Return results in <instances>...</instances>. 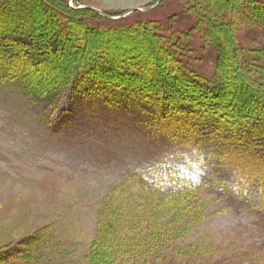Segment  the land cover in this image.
Returning a JSON list of instances; mask_svg holds the SVG:
<instances>
[{
    "label": "trees",
    "instance_id": "obj_1",
    "mask_svg": "<svg viewBox=\"0 0 264 264\" xmlns=\"http://www.w3.org/2000/svg\"><path fill=\"white\" fill-rule=\"evenodd\" d=\"M68 1L0 0V86L19 91L49 112L56 111L67 95L73 96L72 102L100 105L110 111L136 109L143 116L149 111L157 121L172 119L171 123L189 140L183 146L189 152V167H170L164 158L153 160L145 166L150 179L142 172H133L128 180L113 187L107 198L121 201L102 206L96 239L100 245H94L90 264H122L124 255L138 264L140 255L135 252L144 245H157L162 232L180 223L184 228L198 226L204 215L198 211L203 192L227 193L264 215V47L243 46L236 36L239 30L233 29L236 23H232L239 5L246 28H264V0L234 1L226 39L222 21L228 19L227 12L214 5L216 12L209 6L202 12L207 11L219 22L213 17V23H209L208 15L202 14L200 19L207 23L178 33L155 22L114 20V26L92 27L73 15L96 13L69 8ZM27 4L36 6L39 12L28 13ZM43 7L49 15L42 13ZM60 7L73 15L69 17ZM141 31L142 38L138 36ZM120 38L134 45L133 41L141 40L148 51L145 56L121 55L118 51L122 46L115 44ZM58 48L61 58L68 60L52 76L47 66L51 60L56 61L52 52ZM211 52L215 72L208 76L197 64L205 66ZM197 54L201 55L199 59ZM145 61L150 67L143 64ZM134 64H139L138 68L132 67ZM233 70L241 75L237 77ZM230 82L246 86L251 93L252 100L243 101L246 111L242 106L232 113L224 110L232 99H222L229 92ZM147 197L159 199L160 206L167 205L163 210L172 214L171 221L155 225L152 221L158 222L160 217L153 213L142 219L139 211L144 207L140 201L152 205ZM40 236L31 238L27 252L19 257L21 261L39 263ZM146 253L142 255L144 264L152 263L150 259L160 260L158 253ZM6 254L0 253V262ZM16 258L9 264H18Z\"/></svg>",
    "mask_w": 264,
    "mask_h": 264
},
{
    "label": "rangeland",
    "instance_id": "obj_2",
    "mask_svg": "<svg viewBox=\"0 0 264 264\" xmlns=\"http://www.w3.org/2000/svg\"><path fill=\"white\" fill-rule=\"evenodd\" d=\"M38 1L54 4L60 0ZM234 1L240 4V0H214L216 4L209 0H69V8L83 10L86 6L103 15L92 9L97 16L92 13L73 15L60 10L61 7L59 10L84 19L96 28L114 26L115 21L155 22L179 33L197 23H207L200 19L202 14L208 15L202 10L214 5L227 12L228 19L222 21L226 39V29H231L227 28L230 6ZM228 2L230 5H224ZM25 6L30 14L39 12L36 6ZM150 8L153 9L147 10ZM214 8L210 10L216 12ZM235 8L237 13L232 23H236L233 29L239 30L236 33L239 42L247 47H264V28H246L242 8L239 5ZM41 10L48 14L44 7ZM107 16L116 20L110 23ZM213 17L212 14L206 16L209 23H213L216 18ZM138 36L142 38L144 32ZM92 39L90 36L89 40ZM120 39L113 43L122 46L118 51L121 55H144L148 51L141 40L133 41L134 45L130 40L126 43L127 40ZM59 51L58 48L52 52L56 61L51 60L47 66L50 73L56 68L61 71L59 68L67 64L68 59L61 58ZM213 54L211 52L204 61L205 66L197 64L199 71L208 76L215 72ZM200 56L197 54V59ZM156 60L162 62L159 58ZM147 61L143 64L148 66ZM138 65L132 67L138 68ZM147 66L145 69L150 73ZM163 68L160 67V71ZM233 73L237 77L241 75L238 70ZM226 95L223 100L232 98L224 107L227 113L241 106L246 111L243 101L253 98L247 87L238 82L235 86L230 82ZM71 97L67 95L56 111L49 112L31 103L19 91L0 86V253H7L0 264H9L16 257L18 264H28L19 257L24 256L31 238L37 234H41L38 264H90L94 245V248L100 245L96 239L102 206L105 202L118 204L121 201L117 197L107 198L113 187L128 180L133 172H142L150 179L149 170L145 168L149 162L164 158L170 167L190 165L188 151L183 147L189 143L188 136L177 130L172 119L157 121L149 111L143 116L136 109L135 113L132 109L105 110L86 102L82 105L76 100L72 102ZM199 196L203 202L198 211L204 214L200 224L184 228L180 223L162 232L157 245H144L135 252L140 255L138 264H144L142 255H147L146 251H151L152 256L158 253L160 259H150V264H264V215L227 193L218 195L211 191ZM148 200L155 208L140 201L144 207L139 211L142 219L153 213L160 217L158 222L152 221L155 225L171 221L172 214L163 210L167 205L160 206L157 198ZM133 262L125 255L121 261L122 264Z\"/></svg>",
    "mask_w": 264,
    "mask_h": 264
},
{
    "label": "water",
    "instance_id": "obj_3",
    "mask_svg": "<svg viewBox=\"0 0 264 264\" xmlns=\"http://www.w3.org/2000/svg\"><path fill=\"white\" fill-rule=\"evenodd\" d=\"M86 8L94 10L93 8H90V7H86ZM151 9H153V8H150V9H147V10H151ZM94 11H97L99 14L103 15V14H102L100 11H98V10H94ZM125 15H128V14H125ZM111 19H114V18H111Z\"/></svg>",
    "mask_w": 264,
    "mask_h": 264
}]
</instances>
